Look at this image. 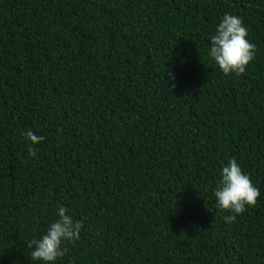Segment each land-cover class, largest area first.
I'll list each match as a JSON object with an SVG mask.
<instances>
[{
    "label": "trees",
    "instance_id": "obj_1",
    "mask_svg": "<svg viewBox=\"0 0 264 264\" xmlns=\"http://www.w3.org/2000/svg\"><path fill=\"white\" fill-rule=\"evenodd\" d=\"M225 14L239 77L208 56ZM230 159L260 196L226 223ZM58 205L83 226L55 264H264V0H0V264H41Z\"/></svg>",
    "mask_w": 264,
    "mask_h": 264
},
{
    "label": "clouds",
    "instance_id": "obj_2",
    "mask_svg": "<svg viewBox=\"0 0 264 264\" xmlns=\"http://www.w3.org/2000/svg\"><path fill=\"white\" fill-rule=\"evenodd\" d=\"M247 36L248 30L241 18L230 14L223 16L215 34L211 36L208 56L225 76L235 74L239 77L254 59L255 45L249 42ZM168 75L171 77L172 74L169 72ZM24 137L29 142L28 155L34 157L36 149L33 145L41 143L44 137L30 129L24 133ZM213 195L218 209L232 213L225 217V222L233 223L236 216L245 212L246 208L256 205L260 191L253 185L250 177L242 172L237 161L230 159L227 166L222 167ZM67 213V208L58 205V220L48 226L45 235L39 239L33 238L27 243L26 247L30 250L28 256L32 262L55 264L68 251L62 245L79 239L82 222H74Z\"/></svg>",
    "mask_w": 264,
    "mask_h": 264
}]
</instances>
